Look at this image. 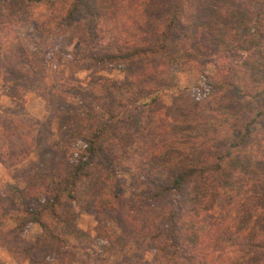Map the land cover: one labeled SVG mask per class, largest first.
<instances>
[{
  "label": "clouds",
  "instance_id": "1",
  "mask_svg": "<svg viewBox=\"0 0 264 264\" xmlns=\"http://www.w3.org/2000/svg\"><path fill=\"white\" fill-rule=\"evenodd\" d=\"M0 264H264V0H0Z\"/></svg>",
  "mask_w": 264,
  "mask_h": 264
},
{
  "label": "trees",
  "instance_id": "2",
  "mask_svg": "<svg viewBox=\"0 0 264 264\" xmlns=\"http://www.w3.org/2000/svg\"><path fill=\"white\" fill-rule=\"evenodd\" d=\"M165 39H167V37H165ZM153 103H155V101ZM76 177H77L78 180L87 179V176H81V175H79V170H77ZM65 190L67 191V188H65ZM69 198L70 199L72 198L70 192H69Z\"/></svg>",
  "mask_w": 264,
  "mask_h": 264
}]
</instances>
